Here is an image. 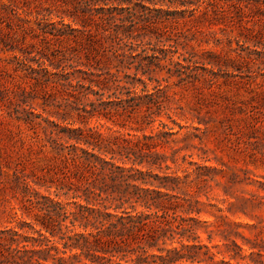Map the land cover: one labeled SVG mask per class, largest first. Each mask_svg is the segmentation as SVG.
<instances>
[{
    "label": "trees",
    "instance_id": "16d2710c",
    "mask_svg": "<svg viewBox=\"0 0 264 264\" xmlns=\"http://www.w3.org/2000/svg\"><path fill=\"white\" fill-rule=\"evenodd\" d=\"M98 1H113L115 9L121 10L118 17L111 16L115 29L103 25L98 11L104 8H98L89 15L95 22V34L85 23L82 30L70 29L84 37L80 48L52 53L51 60L39 58L46 59L52 71L41 68L39 59L34 60L49 76L43 78L45 83L60 85L66 96L73 98V104L85 102L74 109L79 123L95 119L124 128L123 114L129 119L142 114L146 126L162 115L175 123L165 112L162 100L168 85L153 78L157 72L166 74L165 83L170 78H176L178 83L202 80L209 87L221 72L225 74L220 76L223 79L244 73L254 82L255 72L264 78V72L260 73L264 70V0H91L85 3L84 10ZM225 5L238 19L242 40H236V44L249 52L242 54L240 50L234 58L193 49L181 53L179 47L184 50L186 44L180 38L186 37L183 31L169 25L174 16L188 11L190 16L199 12L202 19L210 14L223 18ZM60 24L62 28H56L51 35L56 40H71L64 30L70 26ZM249 24H260V30L255 31ZM75 66L87 69L74 70L79 76L66 72ZM60 75L64 76L62 80ZM147 82L156 85L149 90ZM138 84L142 85L139 91ZM256 95L264 105V88ZM225 109L238 115L246 127V133L237 137V144L249 145L248 140L255 139L264 155V133L259 135L264 110L254 104ZM29 115L15 119L28 127L31 144L48 150L56 165L37 180L13 174L11 189H19L20 206L10 208V226L0 229V264H264V217L251 216L253 211L264 208V195H260L264 193V181L249 178L246 170H241L245 178L231 175L227 179L230 186L257 184V193L236 198L230 207H238L235 213L259 221L247 225L253 240L238 231L240 224L226 222L229 228L218 230L225 241L219 250V245L210 244L213 231L206 232L210 245L198 240L191 224L197 220L189 215L200 213L196 208L200 202L186 193L193 185L205 187L214 169L188 162L182 177L168 173L166 157L157 148L167 143L165 135L177 132L164 122L158 120L157 140L147 143L152 137L145 136L141 126L134 129L140 136L117 131L103 135L97 127L81 128L69 123L61 126L40 114ZM66 118L62 117L63 121ZM200 191L198 187L196 197ZM215 218L225 220L227 216ZM236 238L242 240L246 250ZM217 254L222 255L218 261Z\"/></svg>",
    "mask_w": 264,
    "mask_h": 264
},
{
    "label": "rangeland",
    "instance_id": "374dc122",
    "mask_svg": "<svg viewBox=\"0 0 264 264\" xmlns=\"http://www.w3.org/2000/svg\"><path fill=\"white\" fill-rule=\"evenodd\" d=\"M90 1L0 0V229L10 226V208L20 206L19 189H11L13 174L37 180L45 175L47 169L54 168L56 165L48 150L31 144L28 127L22 121L15 119V116H30L32 112L61 126L69 123L81 128L97 127L103 135L117 131L121 134L130 133L140 136V133L135 132L134 129L141 126L144 128L143 134L152 137L146 141L147 143L157 140L156 135L160 130L158 120L164 122L173 132H177L172 136L162 135L167 143L157 148V151L166 157V164L170 168L168 173H176L182 177L188 162L214 169L208 174L212 180H209L205 187L198 186L201 190L200 195L196 197L198 187L195 185L186 190V193L200 202L196 207L200 213L189 215L197 220L196 223L191 222V224L197 230L198 240L203 244L220 246L225 241L218 230L229 228L226 222L230 221L240 224L238 231L253 240L247 225L255 224L259 219L235 213L238 207H230V204L235 203L236 198H249L257 193V184L230 186L227 184V179L231 175H236L239 179L245 178L241 170H246L249 178L263 182L264 155L255 139H249V145L243 142L237 144V137L241 136V133H246L247 130L244 122L239 120V116L231 115L225 107L235 110L237 107L254 104L264 110L260 97L256 95L264 88V78L258 77V73L255 72L252 74L253 77L256 76L254 82L248 80L244 73L223 79L220 76L225 74L221 72L215 84L209 87L202 80L192 83L185 80L178 83L176 78H170L165 83L163 79L166 78V74L157 72L153 74V78L163 85H168L165 96L162 98L165 112L175 123L182 126L181 130L164 115L156 118V121L149 126H146L142 120V114L134 115L131 119L123 114L124 128L113 126L105 121L97 122L95 119L79 123L74 109L81 108L85 102L73 104L70 102L73 98L66 96V92L60 85L52 87L53 85L45 83L43 78H46L48 74L38 67V63L41 64V68L52 71L48 67V61L41 60L40 57L45 56L51 60L52 53L57 54V51H63L69 47L80 48V45L84 44V37L70 29L82 30V24L85 23L89 24L88 30L95 34V22L89 15L95 14L98 8H104L98 11L103 16V25L109 30L116 28V23H112L114 20L111 16L118 17L117 14H122L121 10L115 9L117 4L113 1H107L105 4L98 1L84 10L85 3ZM144 4L152 7L148 3ZM227 6L225 5L226 14L223 18H216L210 14L208 18L202 19L199 18V12L190 16L188 11L176 14L169 25L183 31L186 37L180 38L186 46L184 50L179 47V51L181 53L190 49L198 53L213 51L224 58H234L236 52L240 50L244 51L242 54L249 52L236 44V40H242L239 35L238 19L233 10ZM155 7L158 8V5ZM162 8L166 9L164 6ZM138 11L141 12L142 9L139 8ZM60 22L70 26L65 27L64 30L70 34L71 40H56L51 35L56 28H62ZM117 24H119L118 21ZM248 26L255 31L260 30L261 27L260 24L254 27L250 24ZM72 38L76 40V43ZM247 46L253 48L249 44ZM184 55L187 56V54ZM34 60H38V63ZM72 65L76 64L72 62ZM79 69L85 71L87 67L75 66L67 68L66 72H74V76H79L74 71ZM262 72L264 70L260 71ZM31 76L37 79H30ZM50 77L57 79L55 76ZM119 77L122 78L123 75L120 74ZM62 78L64 76L60 75L61 80ZM147 83L149 90L156 85L155 82ZM141 87L142 85L138 84L137 91ZM65 112L69 115H64ZM62 117H67V120L63 121ZM262 133H264V123L259 135L261 136ZM243 140L245 141L246 138ZM260 195L264 193L260 192ZM216 208L222 209V212L219 213ZM222 215L227 216V219L215 218ZM251 216L264 217V208L261 211H253ZM207 231H213L210 244L207 240ZM236 242L242 245L240 238H236ZM242 246L245 250L247 249L246 245ZM222 249L223 247L220 246L219 250ZM212 250L216 252L217 249ZM221 258L222 255L217 254L215 260L218 261Z\"/></svg>",
    "mask_w": 264,
    "mask_h": 264
}]
</instances>
